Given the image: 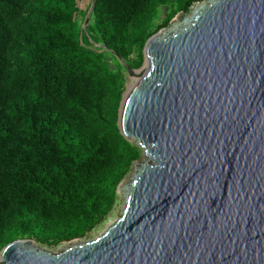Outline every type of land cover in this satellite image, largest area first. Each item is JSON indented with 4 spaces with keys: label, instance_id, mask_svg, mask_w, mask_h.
<instances>
[{
    "label": "water",
    "instance_id": "95a60500",
    "mask_svg": "<svg viewBox=\"0 0 264 264\" xmlns=\"http://www.w3.org/2000/svg\"><path fill=\"white\" fill-rule=\"evenodd\" d=\"M94 0L83 23L87 33ZM119 108L143 149L126 206L59 253L34 239L0 264H264V0H209L152 35Z\"/></svg>",
    "mask_w": 264,
    "mask_h": 264
},
{
    "label": "trees",
    "instance_id": "16d2710c",
    "mask_svg": "<svg viewBox=\"0 0 264 264\" xmlns=\"http://www.w3.org/2000/svg\"><path fill=\"white\" fill-rule=\"evenodd\" d=\"M94 0H91L89 9ZM205 0H0V251L99 229L143 149L118 119L147 40Z\"/></svg>",
    "mask_w": 264,
    "mask_h": 264
},
{
    "label": "rangeland",
    "instance_id": "374dc122",
    "mask_svg": "<svg viewBox=\"0 0 264 264\" xmlns=\"http://www.w3.org/2000/svg\"><path fill=\"white\" fill-rule=\"evenodd\" d=\"M209 0H205L202 2H197L195 3L192 8H195L196 6H199L201 3H207ZM91 0H83V2H80V6L82 8V10H87L89 9V4H90ZM136 78L135 77H129L128 76V82H127V86L130 87L131 84L133 82H135ZM143 158H146L144 155L142 156V158L140 160H137L138 162H142ZM135 170L134 167L131 168L130 172L126 175V177L124 178L123 184H127L131 181V176L134 174ZM126 206V197L124 195L123 190L119 191V199H118V203L115 206L114 211L111 213L110 217L106 220V222L97 230H94L91 234L87 235V237L85 238H80L79 241L84 242V241H88V240H93L98 238L99 236H101L107 229L109 226H111L112 224H114L116 222V220H118L122 213L123 210ZM77 241L76 240H72V241H68V242H63L57 246H45V245H41L38 243V245L45 249L48 250L50 252H54V253H59L61 251H63L66 247L71 246L73 244H75Z\"/></svg>",
    "mask_w": 264,
    "mask_h": 264
}]
</instances>
